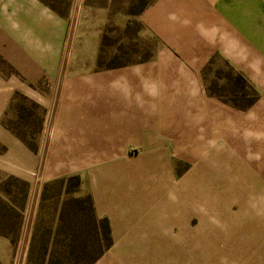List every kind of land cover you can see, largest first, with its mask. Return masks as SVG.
<instances>
[{
    "label": "rangeland",
    "instance_id": "1",
    "mask_svg": "<svg viewBox=\"0 0 264 264\" xmlns=\"http://www.w3.org/2000/svg\"><path fill=\"white\" fill-rule=\"evenodd\" d=\"M38 1L71 24L78 11L85 14L78 19L95 14L101 21L97 70L148 60L163 46L179 54L174 41L188 37L192 27L190 36L200 43L194 57L199 62L197 83L200 94L215 102L209 110L213 121L207 133L199 134L203 139L182 142L180 156H143L141 148L122 146L124 155L110 160L131 166L132 172L118 181L128 203L99 199L100 190L113 194L111 189L117 188V181H110L112 173L98 182L90 158L56 156L50 148L55 89L45 78L31 82L0 55V264H85V253L102 244L94 239L87 246L94 235L79 202L85 195L111 231L110 247L92 264L264 259V74L258 69H264V0H209L231 27L245 26L246 34L238 40L262 55L247 48L240 65L226 53L220 35L213 40L197 36L200 28L196 32L189 0H161L160 8L165 11L175 2L183 14L193 15L190 23L162 22L159 12L145 14L158 0ZM187 46L184 41L179 47L185 51ZM223 128L229 133L222 134ZM95 175L99 178L97 169ZM215 205L222 209L213 213ZM126 214L134 217L122 221ZM243 246L258 250L238 252Z\"/></svg>",
    "mask_w": 264,
    "mask_h": 264
},
{
    "label": "crops",
    "instance_id": "2",
    "mask_svg": "<svg viewBox=\"0 0 264 264\" xmlns=\"http://www.w3.org/2000/svg\"><path fill=\"white\" fill-rule=\"evenodd\" d=\"M189 1L196 16L183 14L175 2L162 11L161 0L145 14L159 12L162 22L165 18L185 23H190L193 16L198 25L196 32L200 28L197 36L213 40L220 35L226 53L237 65L248 49L261 55L257 47L254 49L246 41L238 40L237 36L246 34L245 26L231 27L209 0H198L200 4ZM82 15L85 14L78 11L76 21L71 24L69 18L59 17L38 0H0V55L26 73L31 82L39 83L45 78L48 87L55 89L49 117L53 126L49 137L53 155L90 158L88 164L96 167L99 178L96 169L91 172L98 182L107 179L106 173H112L110 181H117V188L111 189L113 194L100 190L97 198L108 197L123 204L128 199L122 196L124 186H119L118 181L132 169L130 164L119 166L117 159H110L124 155L122 146L141 148L143 156L182 155L183 141L204 138L199 134L207 133V126L213 121L209 110L215 107V102L200 94L199 62L194 60L200 43L196 36H190L192 27L188 37L174 41L179 54L163 46L148 60L97 70L94 66L101 21L95 14L90 20L78 19ZM218 26L221 30L216 31ZM184 41L191 45L185 51L179 47ZM258 69L264 74V69L260 66ZM260 81L264 88V77ZM263 99L264 94L260 101ZM228 133L227 129L222 131ZM105 158L111 162L102 165ZM99 199L96 201L102 208L104 204ZM218 206L212 207L213 213L222 209ZM133 217L126 214L120 219L127 221ZM247 247L238 252L258 250L257 246ZM190 250L197 252V246ZM257 260L237 263L264 264V259Z\"/></svg>",
    "mask_w": 264,
    "mask_h": 264
},
{
    "label": "trees",
    "instance_id": "3",
    "mask_svg": "<svg viewBox=\"0 0 264 264\" xmlns=\"http://www.w3.org/2000/svg\"><path fill=\"white\" fill-rule=\"evenodd\" d=\"M73 177H69V179ZM59 183H64L65 180L61 179L58 181ZM79 183H77L78 185ZM75 190L73 189V192ZM79 202L83 205H85L86 209V215H87V222L92 227L94 238L93 239H87L88 243L87 246L93 242L94 239H96V242L99 240H102V244H100L94 251L92 252H86V261L85 264H92L102 253L104 250L108 249L112 243L111 241V235H110V226L108 223V220L106 217H96L94 214V207L92 199L89 195L83 196L81 199H79ZM87 236H90V233H87Z\"/></svg>",
    "mask_w": 264,
    "mask_h": 264
}]
</instances>
